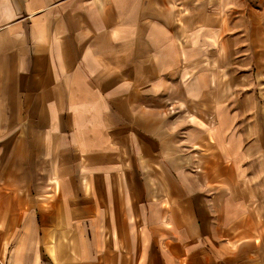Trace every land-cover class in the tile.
Wrapping results in <instances>:
<instances>
[{"label":"crops","instance_id":"crops-1","mask_svg":"<svg viewBox=\"0 0 264 264\" xmlns=\"http://www.w3.org/2000/svg\"><path fill=\"white\" fill-rule=\"evenodd\" d=\"M264 0H0V264H264Z\"/></svg>","mask_w":264,"mask_h":264},{"label":"rangeland","instance_id":"rangeland-1","mask_svg":"<svg viewBox=\"0 0 264 264\" xmlns=\"http://www.w3.org/2000/svg\"><path fill=\"white\" fill-rule=\"evenodd\" d=\"M256 78H258V85L260 88L259 94H260L261 99L264 102V71L261 72Z\"/></svg>","mask_w":264,"mask_h":264}]
</instances>
